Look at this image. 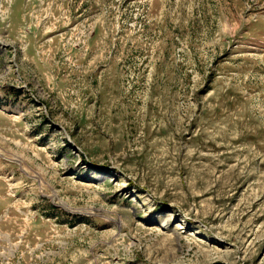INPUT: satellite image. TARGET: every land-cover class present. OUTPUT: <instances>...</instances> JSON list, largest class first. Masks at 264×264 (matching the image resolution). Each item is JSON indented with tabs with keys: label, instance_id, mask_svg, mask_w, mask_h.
<instances>
[{
	"label": "rangeland",
	"instance_id": "1",
	"mask_svg": "<svg viewBox=\"0 0 264 264\" xmlns=\"http://www.w3.org/2000/svg\"><path fill=\"white\" fill-rule=\"evenodd\" d=\"M0 264H264V0H0Z\"/></svg>",
	"mask_w": 264,
	"mask_h": 264
},
{
	"label": "bare ground",
	"instance_id": "2",
	"mask_svg": "<svg viewBox=\"0 0 264 264\" xmlns=\"http://www.w3.org/2000/svg\"><path fill=\"white\" fill-rule=\"evenodd\" d=\"M178 228H180V227H178Z\"/></svg>",
	"mask_w": 264,
	"mask_h": 264
}]
</instances>
